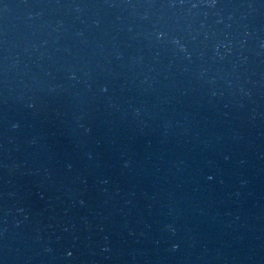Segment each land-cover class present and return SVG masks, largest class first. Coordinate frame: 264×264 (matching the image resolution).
<instances>
[{
    "label": "water",
    "instance_id": "obj_1",
    "mask_svg": "<svg viewBox=\"0 0 264 264\" xmlns=\"http://www.w3.org/2000/svg\"><path fill=\"white\" fill-rule=\"evenodd\" d=\"M0 264H264V0H0Z\"/></svg>",
    "mask_w": 264,
    "mask_h": 264
},
{
    "label": "clouds",
    "instance_id": "obj_2",
    "mask_svg": "<svg viewBox=\"0 0 264 264\" xmlns=\"http://www.w3.org/2000/svg\"><path fill=\"white\" fill-rule=\"evenodd\" d=\"M163 37V33H160L158 38H162ZM104 91H107V89L105 88ZM29 107H31V105H29ZM20 125L19 124H13L12 128H19ZM209 179H212V177H209ZM242 183H247V181H243ZM81 203H83V201H81ZM179 250V245L178 244H173L171 247V251L176 252ZM48 251H51V249H48ZM104 251H108L107 248L104 249Z\"/></svg>",
    "mask_w": 264,
    "mask_h": 264
},
{
    "label": "snow or ice",
    "instance_id": "obj_3",
    "mask_svg": "<svg viewBox=\"0 0 264 264\" xmlns=\"http://www.w3.org/2000/svg\"><path fill=\"white\" fill-rule=\"evenodd\" d=\"M69 255H71V253H69Z\"/></svg>",
    "mask_w": 264,
    "mask_h": 264
}]
</instances>
